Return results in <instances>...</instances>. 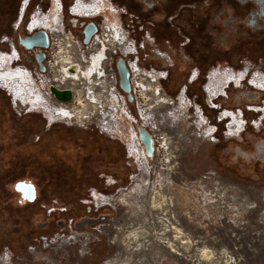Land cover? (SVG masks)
<instances>
[{
    "label": "rangeland",
    "instance_id": "374dc122",
    "mask_svg": "<svg viewBox=\"0 0 264 264\" xmlns=\"http://www.w3.org/2000/svg\"><path fill=\"white\" fill-rule=\"evenodd\" d=\"M24 1L8 0L4 10L0 6L2 12H15L8 29L0 32V53L10 62L17 47L21 56L14 66L2 60L0 73L24 69L29 83L47 98L53 75L63 66L58 57L74 56L84 69L95 47L98 78L108 88L99 86V91L108 95L112 90L107 76L111 67L117 77L112 98H117L118 113L136 130L140 124L147 126L141 117L153 116L160 132L151 134L145 128L154 136L155 151L143 162L135 155L128 157V138L103 132L114 129L109 121L112 110L106 108L100 115L85 100V110L76 102L67 106L73 121L78 118L74 111L79 112L82 125L50 122L47 111H28V98L16 101L14 93L0 87V105L7 102L12 113V119L0 115V140L15 134L12 126L34 124L43 130L7 153L18 156L14 160L8 155L14 164L28 161V173L21 178L38 182L39 192L35 201L27 199L18 187L28 184L16 183L13 191L3 183L5 175L0 176V264H264V93L249 82L253 75L264 76V43L201 60L191 55V48L185 49L174 29L171 39L162 38L148 25H134L131 16L121 18L116 6H123L117 0L103 1L123 29L112 20L75 18L70 10L78 0H62L61 35H50L44 52L47 69L40 74L19 40L29 36L26 27L57 29L61 19L56 15L53 22V15L48 16L54 14L52 0H30L27 6ZM17 9L18 16L24 15L15 30ZM47 16L46 23L54 26H46ZM87 21L97 26L98 35L89 50L83 43ZM62 40L73 50H66ZM118 50L131 55H114ZM119 58L126 65L136 63L141 71L167 72L163 90L162 79L155 83L153 76L145 77L152 91L161 95L153 97L150 91L147 101L133 77L136 91L131 89L128 101L117 84ZM242 74L248 75L244 82ZM161 96L172 104L157 106L154 100ZM224 114L231 118L222 119ZM51 128L52 138L33 148ZM29 155L37 156L38 162L28 160ZM141 184L145 187L134 192ZM94 195L102 197L104 205ZM153 200L164 201L168 209L152 208Z\"/></svg>",
    "mask_w": 264,
    "mask_h": 264
},
{
    "label": "flooded vegetation",
    "instance_id": "af4514ba",
    "mask_svg": "<svg viewBox=\"0 0 264 264\" xmlns=\"http://www.w3.org/2000/svg\"><path fill=\"white\" fill-rule=\"evenodd\" d=\"M29 1L30 0L24 1V5ZM117 2L120 6H123H116V8H120L119 10L122 14L121 18H127L128 20V17L131 16L133 19L130 17V20L134 25L137 27L140 25H148L150 28L156 30L158 34H161L162 38L171 39L172 33L170 29H174L176 34L179 35V39H181L180 42L183 43L185 49L188 47L194 49L195 53L199 56L222 55L228 53V51L235 47L244 45L255 49L264 43V0H117ZM60 4L62 5V14L64 10L62 0H60ZM52 5H54L53 1L51 7ZM98 5L102 8H100L101 11L96 10ZM89 7H93L94 11L92 10L93 12H91L88 9ZM70 11L75 18L79 16L91 21L102 18L101 23L106 20H112L113 25L119 29H123L118 21H115L116 19L113 11L103 0H89V2L78 0ZM63 20L64 17L61 16V22ZM73 23H75V20ZM89 23H92L97 30V26L93 22L87 21V24ZM98 27L100 31V26ZM25 30L30 36L37 31H44L51 38V30L50 32L49 30H37L36 28L33 30L31 27H26ZM97 36L96 34L91 37L92 39H90L89 43L86 44L84 48H88L89 50V46L97 40ZM124 42L125 38H123V43ZM130 44L132 45V43ZM65 47L66 50H73L68 48L70 45L67 41ZM91 48L92 52L89 53V57L95 55L96 48ZM16 50L17 61L20 62L21 56L17 47ZM115 53L117 52L113 54L120 55L122 58L131 55L130 53L122 55L120 51L117 54ZM114 55L111 57V64H113ZM133 65V63H128L125 66L128 72L137 70L136 67L132 68ZM110 69L116 74L111 67ZM68 71H74V68H69ZM44 72H46V69ZM106 73L107 72H103V75H106ZM151 73H156L162 78L159 82V86L163 90L161 83L166 80L165 74L161 72ZM151 76L153 75L150 74L144 77L148 78ZM193 76L194 74L192 77ZM153 77L156 78L155 76ZM55 79L56 78L53 77V81H55ZM192 80L193 78H191V81ZM71 91L73 92V90ZM73 94L75 95V92H73ZM75 102L76 101H71L66 104L68 105ZM76 103L79 105L78 102Z\"/></svg>",
    "mask_w": 264,
    "mask_h": 264
},
{
    "label": "bare ground",
    "instance_id": "6f19581e",
    "mask_svg": "<svg viewBox=\"0 0 264 264\" xmlns=\"http://www.w3.org/2000/svg\"><path fill=\"white\" fill-rule=\"evenodd\" d=\"M25 1H27V0H25ZM52 1H53L54 5H52L51 11H53L54 14L50 13L48 16L53 15L54 18L52 19V21L55 22L56 15L58 16L59 19H61L62 14L59 11V7L57 6V0H52ZM100 8H101L100 5H98L96 10L97 11H99V10L101 11L102 8L101 9ZM88 9L91 12L94 11L93 7H89ZM48 16L46 17V21L44 20V23L48 27L54 26L55 24H52V25L50 24L49 25L48 23H46V22H50V17H48ZM60 22H61V20L59 21V24L57 25V29L55 27H53V29H51L52 32L50 33V35L52 37L61 35L62 28H61ZM35 28L36 29H41V30H43V29L47 30L48 29L47 27L46 28H37V27H35ZM54 30H56V31L53 32ZM49 32H50V30H49ZM58 32H60V34H58ZM118 37H119V35L117 33L116 38H118ZM62 43L65 46L66 40H62ZM11 54H13V57H12V60H10V62H9V58L10 57H8V55H6L4 53H0V58L5 56V58L0 59V62L3 60L5 62L9 63V65H12L13 62H15V64H17L18 58H17L16 52H14L12 50ZM58 58L61 59V63H62L63 66H62V68H60L58 71H56L54 73L53 77L56 78V79H55V81L52 80V82H51L54 85H50L48 87V92H49L50 96H48L47 98L44 97V95L40 94V92H38L37 89H35L33 84L29 83L30 82L29 81V76L26 73H24V69L19 68V67H15V68H19V69H14V70L12 69L11 70L12 72H9L10 70L6 71V72H8L6 74L0 73V77H4V78L0 79V87H5V88L9 89L12 93H14L15 94V97H14L15 99L14 100H16V101L18 100V101H22L23 102V99L26 100V98H28L29 101L24 103V104L29 106L28 111H34V110H37V109L43 110L42 112L47 111V113H49V116H50V120H49L50 122H62V123H65L67 125H82L81 123H83L82 122L83 118L82 119L79 118V117H81L79 112H75L74 111V113L77 114L78 118H76L77 120L73 121L72 120V117H73L72 112L71 111L69 112V110L67 109L68 105L66 103H58V102H56L54 100L53 96L51 95L50 91H49V88L53 87V86H55L56 89H59V90H69V89H71V90H73V92H75V95H74L73 92L70 90L71 93H72V96H73L71 101L78 102L82 109L85 110L86 106H88V104L90 103L92 106H94V107H91V108L92 109L96 108L98 110V114H100V115H102L105 112L106 108L112 110V112H111V118L112 119L110 118L109 121L113 125V128H114L113 131H115V132L110 131V130L103 131L101 129L102 127L99 128V129H101L107 135H111L112 137L115 136V137H123V138L126 137V139L128 138L127 139V147H126L127 153H128V157H132V156L135 155V156H137V159H139V160L142 159L143 162L147 161V159H151V157L146 154L144 146L142 145V143L140 144V142H139L138 130L134 129L135 127L134 128L132 127V125L130 124V121L128 120V118L125 115H123L121 113H118V111H117V106H118V105L116 106L117 98L115 99L116 101L112 98L114 96L112 90L114 91L113 87L116 84V79H117L116 74H114L113 72L108 73V75L106 74L109 77V84H111L110 88L112 90H108V95L107 94H102V92L99 91V86L100 87L101 86L106 87V84L100 83V80H102V79L98 78V75L101 73L100 72L101 69L99 71L98 66L95 65V58L90 56V60L88 61L87 66L84 69H83V67H84L83 62L80 63L79 60L76 57H74V56L72 58L69 55H67V56L66 55H64V56L62 55V56H60ZM3 64H6V63H3ZM46 64H47V62H46ZM133 64L134 65L132 66V68L136 67L137 70H133V72H129V74H130V84H131L132 89L134 91H136L135 90L136 89V85L134 84V81H133V76L136 74L134 77H135V80L138 79L137 83L142 85V87H141V89H142L141 90V94L142 95L141 96L143 98H145V99L148 98L147 95L150 93V91L152 92L153 97L161 95L160 92L152 91L151 86L148 85V82L145 81V77H143V75L146 76V75H150L151 74V75L155 76L156 77L155 78V83L158 80H161L162 78H160V76H158L156 73L153 74L151 72H145L144 70L141 71L137 64H135V63H133ZM129 65H131V64H129ZM7 66H8V64H7ZM13 66H14V64H13ZM1 67H0V70L2 69ZM69 68H74V71H70L69 72L68 71ZM3 70H6V69L3 68ZM25 72H27V71L25 70ZM138 73H141V74H138ZM113 76L115 77V80H114ZM133 84H134V86H133ZM103 91H104L103 93L106 92L105 90H103ZM85 100L87 102H89V103H85L84 102ZM108 101H109V104H108ZM168 101L169 100L167 98L161 96V97H156V99L154 100V103H156L157 106L162 107L163 105H166V104L169 105V103H171V102H168ZM52 110H53V112H49V111H52ZM120 110L123 111L122 105L120 106ZM98 114H97V116H98ZM151 115H152V113H151ZM58 116H59V118H56ZM61 117H64V118H61ZM65 118H67V119H65ZM91 118H93V117H91ZM87 119L88 118H86V120ZM141 120H143L144 123H147V126H145V125L142 126L140 124V126L138 127V129H140L139 132H142V133L143 132H147L148 133V131H150L151 134H154V132H160V130H158L156 128V127H158L157 126L158 125V121L155 120V118L153 116L152 117L151 116H147V117L143 116V117H141ZM172 123L175 124L176 120H173ZM135 130H136V132H135ZM153 137L154 136H151L152 141H153V152H154L155 151V147H154ZM162 137H163L164 140H166V136L164 134H162ZM117 139L119 140V138H117ZM134 143L135 144H138V143L140 144L138 149L135 147L137 145H135ZM143 187H145V185H143V184L138 185L137 188L134 190V192H138L139 193V191L141 189H143ZM158 189H160V188H158ZM29 190H30L32 198H33L32 201H35L37 194L35 192H33V186L32 185L29 186ZM155 190H157V188ZM155 195H157V194L155 193ZM93 197L95 198V200L100 199L101 200L100 203H102V204H103V202H105L102 197H101L102 199L100 197L97 198V195H94ZM159 203L160 202H155L153 200L152 203H151V207L152 208H156L157 207V209H163V211H166L168 209L167 208V209L164 210V207H165L164 206V201L161 204H159ZM164 227L165 226H163V228ZM2 260H4V259H2ZM11 262H13V261H11Z\"/></svg>",
    "mask_w": 264,
    "mask_h": 264
},
{
    "label": "water",
    "instance_id": "95a60500",
    "mask_svg": "<svg viewBox=\"0 0 264 264\" xmlns=\"http://www.w3.org/2000/svg\"><path fill=\"white\" fill-rule=\"evenodd\" d=\"M96 28L92 23L86 25L83 31V43L86 45L89 43L91 37L96 33ZM19 45L24 48L25 50H31L33 48L39 49H47L49 46L48 36L44 31H37L33 33L31 36H27L24 39L19 40ZM45 59V55L43 52L35 54V61L39 65V71L44 72L43 61ZM116 69L118 74V85L120 90L126 94L128 97V101L131 100L130 92H131V85L129 80V73L125 67V64L121 58L118 59L116 62ZM50 93L52 94L54 100L58 103H69L72 100V93L70 90H59L56 88L51 87ZM138 129V137L141 141L142 145L144 146L145 152L148 156H151L153 153V141L151 136L147 132H139ZM29 184L24 185L20 184L18 187V191L24 193V197L27 199H31L32 195L29 190ZM25 192H28L27 194ZM34 192V189H33ZM28 196V197H27Z\"/></svg>",
    "mask_w": 264,
    "mask_h": 264
},
{
    "label": "crops",
    "instance_id": "0c3cea01",
    "mask_svg": "<svg viewBox=\"0 0 264 264\" xmlns=\"http://www.w3.org/2000/svg\"><path fill=\"white\" fill-rule=\"evenodd\" d=\"M0 93H2V92L0 91ZM3 96H4V94H3ZM4 98H5V100H7L5 96H4ZM1 114L6 115L12 119V113H11V110H10L7 102H6V104L0 105V115ZM13 127H15L13 130L15 134L13 136H9L7 138H2L0 140V176L5 175L3 177V183H5V184L9 183L11 185V190H13V191H14V186L16 183H25V184L32 185L34 192L38 193L39 192V185H38L39 183L38 182H36L35 180H33L31 178H21V174L28 173L26 170H24V169H26V167L28 165V161L26 160V164H25V161H22V164L19 162H17V163L15 162V164H14V163L10 162L9 159L11 157L15 160L14 157L17 155L14 154L13 156H11L7 153L11 152V150L13 149V147H15V145H21V143H22L21 141L26 139L27 136H29L30 134L35 133V132H40L42 129L38 130V128L36 126H34V124L31 126H30V124H29V126L25 125L24 127H20V128L17 126H12V128ZM53 131L54 130L51 128L44 135V138L41 141L37 142L36 144H32L33 148H36L37 146H43L46 139L48 140V138L49 139L52 138V137L50 138V136H51L50 134H52ZM60 147L63 150V147L62 146H60ZM5 154H7V155H5ZM37 158H38L37 156L36 157L31 156V155L28 156V160H34V161L38 162ZM13 164H14V168L11 167V166H13ZM10 170H12V171H10ZM79 180H81V178ZM52 182H53V180H52ZM78 183L79 182L77 181L76 184H78Z\"/></svg>",
    "mask_w": 264,
    "mask_h": 264
},
{
    "label": "trees",
    "instance_id": "16d2710c",
    "mask_svg": "<svg viewBox=\"0 0 264 264\" xmlns=\"http://www.w3.org/2000/svg\"><path fill=\"white\" fill-rule=\"evenodd\" d=\"M8 0H0V6H2L3 4V10H4V6L7 4ZM13 16H15V12L13 13L8 11H4L2 12V10L0 9V32L2 31H6L8 29V24H10V21L12 20ZM17 16H18V9H17ZM17 18V17H16ZM191 55L195 58H199L202 60L203 58H213L216 57L217 55H213V56H199L195 53L194 49H191ZM37 199V198H36Z\"/></svg>",
    "mask_w": 264,
    "mask_h": 264
},
{
    "label": "built area",
    "instance_id": "2783aa9c",
    "mask_svg": "<svg viewBox=\"0 0 264 264\" xmlns=\"http://www.w3.org/2000/svg\"><path fill=\"white\" fill-rule=\"evenodd\" d=\"M77 2V1H76ZM75 4V3H74ZM27 5H28V2H27ZM27 5H25V6H27ZM24 6V7H25ZM57 6L59 7V11L61 12L62 11V5L60 4V0H57ZM74 6V5H73ZM72 6V7H73ZM23 7V8H24ZM23 13H21L20 14V16H18L19 18H17V20H16V23H15V25H14V28H15V30L18 28V25L20 24V23H22V19H23ZM75 22H76V20H75ZM97 32V31H96ZM32 35V34H31ZM96 35V33L93 35V36H95ZM30 36V35H29ZM48 36V35H47ZM92 36V37H93ZM50 37L48 36V40H49V46H50ZM92 39V38H91ZM134 44V42H132V45ZM49 46H48V48H49ZM47 48V49H48ZM47 49H45V50H43V49H39V48H33L32 50L33 51H27V54L30 56V57H32L33 59H35V54H37V53H40V52H45L46 53V50ZM45 55V54H44ZM136 64V63H135ZM45 65V63L43 62V66ZM126 66V65H125ZM45 67H46V65H45ZM45 67H44V71H45ZM47 69V68H46ZM42 73H45V72H40V74H42ZM129 73V72H128ZM161 73H164L165 74V78H166V76H167V72H161ZM117 76H118V74H117ZM114 80H115V77H114ZM129 80H130V74H129ZM131 85V84H130ZM119 86V85H118ZM51 88V87H50ZM50 88H49V91H50ZM54 88V87H53ZM132 89V88H131ZM52 95V94H51Z\"/></svg>",
    "mask_w": 264,
    "mask_h": 264
}]
</instances>
